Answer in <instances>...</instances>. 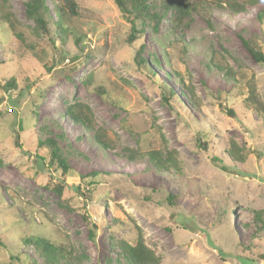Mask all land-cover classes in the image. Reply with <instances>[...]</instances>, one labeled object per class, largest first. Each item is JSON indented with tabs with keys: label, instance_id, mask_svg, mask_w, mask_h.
Masks as SVG:
<instances>
[{
	"label": "rangeland",
	"instance_id": "obj_1",
	"mask_svg": "<svg viewBox=\"0 0 264 264\" xmlns=\"http://www.w3.org/2000/svg\"><path fill=\"white\" fill-rule=\"evenodd\" d=\"M76 1L81 51L52 25L44 33L26 16V0H7L22 38L15 48L0 22V264H45L21 241L35 234L65 246L71 259L61 264H127L120 245L138 237L159 264H243L244 257L264 264V122L243 104L249 79L264 104V65L238 37L257 35L264 52L256 17L264 0H235L246 8L239 14L228 11L230 0H209L224 8L202 4L173 28L167 14L157 33L144 24L135 33L148 59L141 65L136 43L127 42L130 23L112 0ZM211 56L232 74L207 68ZM9 77L16 88L6 90ZM75 102L89 106L109 147L65 116ZM46 127L61 135L68 174L34 156ZM230 148L244 155L246 173L232 165ZM152 149L173 152L178 168L158 167L146 154ZM58 181L61 197L47 187Z\"/></svg>",
	"mask_w": 264,
	"mask_h": 264
},
{
	"label": "trees",
	"instance_id": "obj_2",
	"mask_svg": "<svg viewBox=\"0 0 264 264\" xmlns=\"http://www.w3.org/2000/svg\"><path fill=\"white\" fill-rule=\"evenodd\" d=\"M52 5H48L47 0H26L24 3L25 14L28 18L32 19L36 25L41 28L44 33H49L50 25L56 29V36L61 42L69 44L73 50L81 51L83 47V40L85 34L77 33L74 31L73 20L80 14L79 5L76 0H50ZM119 12L125 17L130 23L131 31L129 32L127 42L136 43V49L134 54V61L137 65H141L147 62L148 59L143 57L145 51V44L141 41L140 37L135 35L136 32H144L145 28H148L153 32L157 33L161 19L165 15H169V23L171 27H179L184 24L185 19L189 16L190 12L196 11L202 4L215 5L217 8L223 9V5L220 1L212 2L209 0H112ZM248 1V0H247ZM257 0H250L248 2L255 3ZM227 9L232 14H239L245 11V5L235 2V0L227 1ZM53 10L55 19L50 16V10ZM256 17L259 21L261 29L264 25V8L259 9L256 12ZM0 22H4L5 25L11 32V38L7 41L6 46L15 48L17 42L16 38L22 39L19 32L16 29V19L13 17L12 12L8 8L7 0H0ZM147 24L148 27L143 26ZM140 26L137 28V26ZM243 46L252 55L253 59L260 64L264 65V52L261 44L258 41V36L253 35L252 37L245 38L242 35H238ZM135 45V44H134ZM6 56L12 58L10 52H5ZM149 61L154 66L160 65V60L156 54L150 53ZM150 63V62H149ZM207 68L210 66H216V68L224 70L225 74H232L226 63L221 64L218 61H214V57H210ZM179 76L178 72L175 71ZM153 74V73H152ZM6 90L16 88L14 77H9L3 82ZM248 95L243 99L245 110L253 109L261 117L264 122V104L259 99L252 79L248 80ZM190 89V88H189ZM191 90V89H190ZM171 91L167 95L162 93V99L168 101L167 97L171 96ZM65 116H67L72 122L79 124L83 129L93 132V138L96 144L103 148L110 146L111 139L107 137L104 130L95 128V121L93 113L89 106L81 102H75L66 106L64 110ZM227 111L233 114L231 109ZM33 119H37V115L34 113ZM45 127V126H44ZM42 136L37 135L35 139L34 156L37 161L44 168H48L51 165H55L62 174H68L71 172L69 165L66 160V156L62 153V150L58 144V139L61 135L50 133L51 130L46 127L41 130ZM137 153L130 152V157L134 158ZM146 154L150 161L156 164L158 167H165L166 165H172L178 168L179 163L176 160L173 152H168L166 157L161 156L159 150H147ZM228 154L233 159V166H235L238 173H246L243 168L244 155L240 153L238 149H228ZM45 165V166H44ZM242 169V171H241ZM93 174V173H92ZM91 174V175H92ZM92 184L93 181H89ZM47 187L61 197L63 194V184L61 181ZM175 196L168 195L167 200H175ZM11 205V204H10ZM13 206V204H12ZM233 210H236V205H232ZM24 246H33L37 255L42 259L45 264H61L62 261L68 262L71 259V253L61 243H56L48 239L43 235H27L21 238ZM120 253L127 264H159L160 258L144 243L142 237H138L134 245L123 242L120 245ZM33 264H36L33 261ZM253 260L250 258H242L243 264H253Z\"/></svg>",
	"mask_w": 264,
	"mask_h": 264
}]
</instances>
